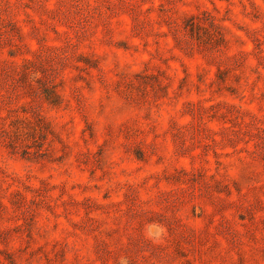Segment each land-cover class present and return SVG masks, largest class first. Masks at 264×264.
<instances>
[{
  "label": "rangeland",
  "instance_id": "rangeland-1",
  "mask_svg": "<svg viewBox=\"0 0 264 264\" xmlns=\"http://www.w3.org/2000/svg\"><path fill=\"white\" fill-rule=\"evenodd\" d=\"M264 264V0H0V264Z\"/></svg>",
  "mask_w": 264,
  "mask_h": 264
},
{
  "label": "clouds",
  "instance_id": "clouds-1",
  "mask_svg": "<svg viewBox=\"0 0 264 264\" xmlns=\"http://www.w3.org/2000/svg\"><path fill=\"white\" fill-rule=\"evenodd\" d=\"M121 264H126V261H123V260H122Z\"/></svg>",
  "mask_w": 264,
  "mask_h": 264
}]
</instances>
